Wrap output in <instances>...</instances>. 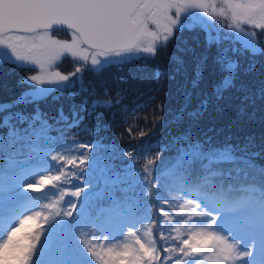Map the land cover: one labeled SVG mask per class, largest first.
Here are the masks:
<instances>
[{
	"label": "snow or ice",
	"instance_id": "obj_1",
	"mask_svg": "<svg viewBox=\"0 0 264 264\" xmlns=\"http://www.w3.org/2000/svg\"><path fill=\"white\" fill-rule=\"evenodd\" d=\"M196 10L203 16L195 14ZM214 14L229 20L227 27L235 35L213 34L214 25L204 17ZM58 28L68 29L71 39L52 35ZM196 29L205 32L204 51L178 48L184 55L170 57L176 65L174 73L190 78L193 89L205 74L214 78L212 96L217 101L235 90L242 97L237 108L242 119H252L244 107L249 102L264 112V78L254 84L242 79L264 59V45L256 39L258 34L264 36V0H219V4L216 0H0V46L8 49L0 53V66H33L18 81L26 90L11 103H0V112H8L0 121V128L8 129L6 136H0V160L5 161L0 170L11 174L12 165L41 155L49 162L44 169H21L22 173H39L30 182L7 186H18L30 199L20 211L5 214L0 209V264H65L68 243L58 231L82 217L92 223L72 231L71 237L90 264H204L209 260L212 264H264V164L256 162L264 157V150L248 151L255 147L253 137H247L239 149L246 155L237 156L236 146L205 149L185 132L168 143H148L144 152L126 150L129 163L118 167L113 162L115 146L95 139L101 130L99 121L91 129L84 126L90 140L64 144L49 135L53 126L39 107L31 118L10 111L21 104H36L53 92L69 90L74 99L77 93L71 89L82 83L84 71L99 73L109 65L138 59L140 54L154 58L176 33ZM213 46L215 54H211ZM62 57L77 61L73 71L55 70ZM241 58L248 61L246 65ZM154 76L159 82V70ZM190 99L191 93H186V104ZM154 101L155 97H149L137 109ZM119 104L120 100H94L89 109L84 99L79 111L73 106L71 126L78 130L73 135L79 134L84 120L81 112L91 117L99 107ZM208 104L205 98L200 109L188 116L202 115ZM159 111L163 113L162 105ZM183 118L182 109L172 122ZM60 121L69 122L62 108ZM146 134L142 131L141 137ZM154 149L155 156L138 170L137 157ZM161 152L169 155L161 156ZM221 164L234 167L228 173L213 167ZM69 175L75 184L68 181ZM221 176L238 183L225 187L223 180L214 182ZM169 188L181 193L183 201L174 215L166 207L175 201L164 195ZM4 191L0 184V192ZM153 202L158 209L155 215ZM98 225L118 237L127 232L133 243L122 248L105 246L109 236Z\"/></svg>",
	"mask_w": 264,
	"mask_h": 264
},
{
	"label": "trees",
	"instance_id": "obj_2",
	"mask_svg": "<svg viewBox=\"0 0 264 264\" xmlns=\"http://www.w3.org/2000/svg\"><path fill=\"white\" fill-rule=\"evenodd\" d=\"M212 17L213 21L217 22V31L220 35H233L227 27L230 22L226 18L216 15ZM64 30L65 29H60ZM205 32L200 29L184 30L181 33H176L174 39L169 42L166 48L162 51L158 48L154 58L147 57L145 54H140V58L131 59L120 64H112L101 70L99 73L91 70H86L82 73V83H76L71 89L77 93L75 98H70L69 90L63 92H53L47 98L40 100L36 104H21L10 109L12 113L21 112L31 116L35 113L37 107L45 114V118L53 126L49 135L57 136L59 143L72 144L74 141L90 140V133L84 130L87 125L89 129L96 125L97 121L101 126V130L96 133L95 139L101 141L104 145H114L113 162L118 167H124L129 163L125 154L126 150H137L144 152L145 146L148 143L156 144L157 142L168 143L171 137L178 134L190 132L193 140H198L204 144L205 149L222 148L226 144L236 146V155L244 156L245 152L240 151V147L247 143V137L254 138L255 147H249L248 151L264 150V112L260 108L252 107L249 102L244 107L252 114V119L245 116L243 119L238 115L237 108L241 106L242 97H237L235 90L225 95L223 100L217 101L212 96L214 78L205 74L204 81L193 89L190 78L186 79L182 74H175V63L170 60L171 56L184 55L177 49L183 47L195 48L197 52L204 51ZM256 39L264 45V36L257 35ZM185 41L187 43L185 44ZM229 42H225L227 45ZM216 48L213 46L211 54H215ZM186 60L190 56H185ZM247 60L241 58V63L246 65ZM77 61L70 57H62L56 66L63 73H69L74 70ZM31 65H24V68H18L13 64L0 66V103H11L26 90V85L18 83L21 78L26 76ZM90 68V65L88 66ZM159 70L161 78L159 82L155 79V72ZM167 72L168 76L163 74ZM264 73V59L257 63L253 73L242 77L245 83L254 84ZM175 76L174 79L171 77ZM258 87V85H257ZM86 91H81V89ZM159 89V90H157ZM107 92V95L105 94ZM117 92L121 95L117 96ZM186 93H191V99L186 104ZM58 97V98H54ZM149 97H155V101L149 107L137 109V105L144 104ZM205 98L209 99V104L206 110H203L202 115L193 118L188 116L190 112H196L200 109V105ZM87 99L89 109H91L92 101L101 100L107 101L111 99L113 102L120 100V104L112 108L99 107L91 117L81 112L84 120L80 125L79 134L73 135L78 131L71 126L72 112L71 109L75 106L79 111L81 101ZM163 106V113L159 111L160 106ZM63 109L64 114L69 118L68 123L60 121L59 110ZM184 110V118L178 123H173V117ZM8 115V112H0V121ZM18 127H26V125H17ZM131 129V135L129 134ZM147 133L141 137V132ZM7 128H0V136H6ZM231 137V139H228ZM154 149L150 154H142L137 157L135 167L142 170L148 159L155 156ZM169 155L168 152H161V156ZM258 164H264V157L257 158ZM5 163L0 160V164ZM49 162L46 157L41 155L35 159L27 161L25 164L12 165L8 172L11 174H3L0 170V184L5 186V191H13L15 188L9 189L7 186L12 184L23 183L28 178H34V174L30 171L21 172V169L40 168L44 169ZM158 163V162H157ZM214 168L228 173L233 169L231 164L213 165ZM251 174V170H248ZM231 175L236 177V172L232 171ZM243 174H241L242 176ZM68 181L75 184L76 181L68 176ZM224 181L225 187L228 184H236L237 180H228L226 176L214 178V182ZM22 198L27 194L16 193ZM164 195L169 198L175 197V201L166 206L169 208L170 214H176L179 211V204L182 203L181 193L173 192L170 188L166 189ZM152 213L158 211L155 202L152 205ZM92 223L91 219L82 217V220L75 224L63 226L58 231V236L63 238L68 243V255L65 257V264H90L86 254L80 249L75 239L71 237V232L78 230L81 226L87 228ZM102 233L108 235L110 230H106L97 226ZM143 228H141V232ZM155 235V231H153Z\"/></svg>",
	"mask_w": 264,
	"mask_h": 264
},
{
	"label": "rangeland",
	"instance_id": "obj_3",
	"mask_svg": "<svg viewBox=\"0 0 264 264\" xmlns=\"http://www.w3.org/2000/svg\"><path fill=\"white\" fill-rule=\"evenodd\" d=\"M217 4H219V0H216ZM195 14L201 15L203 16L202 13H199L198 10H196ZM217 14H214L211 17H204L205 19H207L211 24L214 25V31H217V22L213 21L212 17H217ZM229 31H231L230 33H232L233 35H235V32L233 29H230ZM258 31V30H257ZM214 33V32H213ZM66 34V33H65ZM63 35L61 37L63 38H56L57 39H61V40H70L71 39V33L69 31V33L67 35ZM8 52V49L6 48V46H0V53H5ZM59 62V61H57ZM56 62V64H57ZM28 65V64H25ZM32 66V65H31ZM55 70H58V67L55 66ZM35 71L38 73L39 72V68H36ZM31 178H28L27 180H25L24 182H30ZM16 193L19 194H24L20 191L19 187L16 188L15 190L11 191H4V192H0V209L3 210V212L5 214L9 213V212H14V211H20L21 210V206L24 204L25 201H27L28 199H30L29 195L27 194V197L23 198V200L19 203H15V197H16ZM109 239L106 241V245L105 246H114L117 248H122L125 244H132L134 238H132L131 236L128 235L127 232H125L122 236H116L115 233H113L112 231H109ZM203 260V259H202ZM204 264H212V262L209 261H204Z\"/></svg>",
	"mask_w": 264,
	"mask_h": 264
},
{
	"label": "flooded vegetation",
	"instance_id": "obj_4",
	"mask_svg": "<svg viewBox=\"0 0 264 264\" xmlns=\"http://www.w3.org/2000/svg\"><path fill=\"white\" fill-rule=\"evenodd\" d=\"M66 33V34H65ZM69 31L64 32V30H53L52 35L56 36L57 38H63L64 34L67 35Z\"/></svg>",
	"mask_w": 264,
	"mask_h": 264
},
{
	"label": "water",
	"instance_id": "obj_5",
	"mask_svg": "<svg viewBox=\"0 0 264 264\" xmlns=\"http://www.w3.org/2000/svg\"><path fill=\"white\" fill-rule=\"evenodd\" d=\"M58 29H66V28H58ZM55 30V29H54Z\"/></svg>",
	"mask_w": 264,
	"mask_h": 264
}]
</instances>
